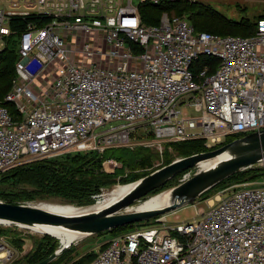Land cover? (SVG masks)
Segmentation results:
<instances>
[{"label": "built area", "instance_id": "built-area-1", "mask_svg": "<svg viewBox=\"0 0 264 264\" xmlns=\"http://www.w3.org/2000/svg\"><path fill=\"white\" fill-rule=\"evenodd\" d=\"M137 4L0 0V53L11 19L30 16L15 35V77L0 98V173L28 159L124 145L139 122L160 141L203 137L208 148L264 129V17L251 36L222 35L166 12L143 24ZM203 54L218 58L213 72L192 69ZM189 105L200 114L187 115ZM120 165L102 163L107 173ZM215 200L176 227L110 237L88 264H264V177ZM10 255L0 235V264Z\"/></svg>", "mask_w": 264, "mask_h": 264}, {"label": "rangeland", "instance_id": "rangeland-1", "mask_svg": "<svg viewBox=\"0 0 264 264\" xmlns=\"http://www.w3.org/2000/svg\"><path fill=\"white\" fill-rule=\"evenodd\" d=\"M134 4H137L139 0H131ZM155 1V0H151ZM159 1V0H158ZM201 2L204 5L210 6L212 9L218 11L222 16L231 19V20H242L247 19L250 22H255L257 17L264 14V0H191ZM183 111H186V114L189 116H198L200 112L196 111L193 105H189L186 108L183 107ZM196 130H200L197 128ZM129 141L124 145L120 146H111L118 147L116 149H108L105 153V156H115L121 159L122 162H126L127 160L138 157V155H148L143 162L140 164L139 162L134 165L133 168L131 162H127L130 165L125 163L124 166H121L117 169V176L115 178L114 184L103 186L107 188L103 193H92L90 196L95 201H97L98 197L102 196L104 199L110 200L114 197L125 194L130 188L132 181L128 183H121L125 180H131L143 173L151 172L156 168H159L166 164V158L170 160V162L176 158L184 157V154H179L178 149L175 148V145L172 143H182V142H164L158 140L154 133L150 130V126L142 123H135L130 130ZM153 135V136H152ZM198 138V137H194ZM204 140V145L206 146V138ZM223 142V141H222ZM221 142V143H222ZM219 143V144H221ZM216 147L220 145H215ZM214 147V146H212ZM215 147V148H216ZM206 148H208L206 146ZM107 149V148H106ZM105 149V150H106ZM87 151H96L103 152L97 149L90 150H82L81 152ZM66 153V152H64ZM64 153H58L54 155H49L41 158H54L63 155ZM29 160H25V162H29ZM217 161H205L196 166H193L189 169H186L182 172H178L177 175H174L167 183L162 187L158 188L156 192L151 191L146 194L145 197L140 198L137 201L133 202V207H142L149 205L156 201L158 197H161L164 194H168L169 187L175 185L179 182V180L183 176L192 175L193 173L203 170L206 167L216 163ZM22 163V164H23ZM258 163V162H257ZM252 165L253 167H248L243 170H240L239 173L233 177L223 179L214 186L210 187L203 193H201L192 203H186L174 210L167 211L162 214H157L147 219H142L136 221V225L134 228H146L151 226H172L176 227L179 224L184 222L192 221L194 218H198V212H202L204 209L207 210L209 205L216 201V195L222 193L223 191H230L236 187L245 184L257 183L262 180L264 177V168H262L258 164ZM128 167H130L128 169ZM128 169V170H126ZM249 169V170H248ZM253 169V170H252ZM256 169H260L263 172L261 175H257L256 177L250 178L255 172ZM262 169V170H261ZM102 170L106 172L103 167ZM251 170V171H250ZM127 172V176L124 173ZM5 172L0 173V200L12 202V203H21V202H29L32 204L42 205L44 207H49L53 209H68L73 208L74 206H88L91 204H83L79 205L76 203H69L61 200L59 197L55 198H47V199H39L36 194L33 192L37 191L34 187L29 184L12 182L11 180L1 181L2 175ZM107 173V172H106ZM126 177H124V176ZM134 181V180H133ZM102 187V188H103ZM101 189V188H100ZM110 190V191H109ZM94 205V204H92ZM164 216V220H161L160 217ZM42 229V230H41ZM37 229L35 227L30 226V229L23 228H14L10 226L0 225V235L3 236L7 245L11 249V255L5 261L4 264H30L33 262L38 256H35L37 253L42 254L45 251L52 250L55 251L62 247L65 243V240L74 239L69 244L66 245L62 250V255L59 254L51 261L46 264H69L75 259L81 257L85 253L89 251H96L100 248L113 234L111 232H101L94 233L90 235H75L68 236L66 232L57 231L56 229L51 227L52 231H44L49 230L47 228ZM59 233H55V232ZM53 232L58 235V237L54 236L51 233ZM172 235L177 236L176 231L171 232ZM46 235L53 237L57 241V246L54 245V240L52 238L45 237ZM77 237V238H76ZM70 246V247H69ZM56 247V248H55ZM69 247V248H68ZM68 248V249H67ZM52 251V252H53ZM51 254V253H50ZM49 254V255H50ZM46 258V257H45ZM58 258L57 261L55 259ZM44 259V258H43ZM42 260V259H41ZM39 260V261H41ZM38 261V262H39ZM59 261V262H58ZM37 263V262H36ZM34 263V264H36Z\"/></svg>", "mask_w": 264, "mask_h": 264}, {"label": "trees", "instance_id": "trees-1", "mask_svg": "<svg viewBox=\"0 0 264 264\" xmlns=\"http://www.w3.org/2000/svg\"><path fill=\"white\" fill-rule=\"evenodd\" d=\"M137 8L141 18V22L146 25H157L160 21L161 15L166 12L168 14H175L185 17L192 24L196 31H207L222 35L233 34L244 37L251 36L255 31L256 21L250 22L247 19L238 21L228 19L222 16L218 11L212 9L210 6L204 5L203 3L197 1L159 0L157 3H155L151 0H144L137 4ZM260 17H264V14L258 16L257 19ZM29 18L30 16H27V18L13 17L11 19L13 34H11L4 49L0 53V98H3V96L10 90L12 79L15 77L14 67L17 60L15 35L25 28L26 22ZM135 49L137 52H140L141 50V48ZM218 61V58L214 56L204 54L199 55V57L194 60L192 69L197 71L204 65H209L210 72H213L218 65ZM244 134L245 133L227 134L224 141L221 144L217 145L225 144L235 138L243 136ZM203 139V137L189 138L181 141H175L182 143H172V145H175V148L178 149L179 154L183 153L184 156H189L191 154L199 153L216 147L214 146L211 148H206ZM116 148L118 147H112L108 149ZM108 149L104 150L101 153L96 151H72L66 152L63 155L54 158H34L29 160V162L23 164L19 163L12 168L4 171L5 173L2 175L1 181L11 180L12 182H16L17 184H29L34 187L35 190H37L36 192L34 191L33 194H36L39 199L59 197L65 202L76 203L79 205H83L86 203V205L102 203L106 200L102 196L103 194L98 197L97 201H95V199L93 200L90 195L92 193L98 194L99 191V193H103L107 189L103 186L114 184L115 178L119 176L116 172L117 170L113 173L104 172L102 170L103 161L107 158L112 157L121 162L122 166H124L127 162H131L132 166L130 167L133 168L134 165H136L138 162L141 164L143 160L148 156L138 155V157L134 160L133 158H131L126 162H122L118 157L105 156V153ZM169 162L170 160L166 158V164H168ZM127 165L130 164L127 163ZM130 167H128V169ZM148 173L150 172L143 173L131 180H125L121 183H128L129 181L136 180ZM238 173L236 172L226 177L225 179L233 177ZM253 173L254 174L250 178L256 177L259 174L261 175L263 172H261L260 169H256V171H253ZM124 175L127 176V172L124 173ZM157 190L158 188L154 189L153 191L156 192ZM135 225L136 222H133L105 231L111 232L113 234L112 236H114L121 232H126L134 229ZM48 233H51L54 236L58 237V235L53 232ZM45 237L52 238L54 240V245L57 246V241L53 237H50L48 235H46ZM106 242L100 248H103L106 245ZM53 250L54 248H52V250L50 249L48 251H45L42 254L37 253L35 256H38V258H36L30 264H34L39 260L47 257L50 253H52ZM62 252L60 253L61 255ZM95 255L96 251H89L81 257L70 262L69 264H88L93 260ZM57 260L58 258L55 259V261Z\"/></svg>", "mask_w": 264, "mask_h": 264}, {"label": "water", "instance_id": "water-1", "mask_svg": "<svg viewBox=\"0 0 264 264\" xmlns=\"http://www.w3.org/2000/svg\"><path fill=\"white\" fill-rule=\"evenodd\" d=\"M225 151H229L230 155L206 169L183 176L178 183L169 187V200L166 205L133 211L123 210L135 200L166 184L178 172L189 169L199 161L218 156ZM262 160H264V129L247 133L213 149L176 158L132 181L135 184L124 195L98 211L66 215L29 202L12 203L0 200V222H13L26 226L62 225L68 229L90 235L147 219L174 210L186 203H192L201 193L221 180ZM60 251L61 249H56L36 264L48 263Z\"/></svg>", "mask_w": 264, "mask_h": 264}, {"label": "bare ground", "instance_id": "bare-ground-1", "mask_svg": "<svg viewBox=\"0 0 264 264\" xmlns=\"http://www.w3.org/2000/svg\"><path fill=\"white\" fill-rule=\"evenodd\" d=\"M228 155H230V152L229 151H225L224 153H222V154H220L218 156L211 157V158H207V159H203V160L199 161L196 165H198V164H200L202 162H205V161H210V160L218 161V160H220V159H222V158H224V157H226ZM212 165H210V166H212ZM210 166H208V167H210ZM208 167H206V168H208ZM134 184L135 183L131 184L130 186L132 187ZM169 189H167L168 190V194L167 195L164 194L161 197H158L155 202H153V203H151L149 205L142 206V207H140V206L139 207H133V203H132L131 205H129L126 208H124L123 210L124 211H133V210H141V209H150V208L162 207V206L166 205L167 202H168V200H169ZM121 196L122 195L117 196V197H114V198H112L110 200L104 201L102 203L94 204V205L91 204V205H88V206H74L73 208H68V209H53V208H49V207H44L42 205L41 206L44 207V208H46V209H48V210H50V211H53V212H57V213H61V214H66V215H74V214H79V213H87V212H92V211H98V210H100L102 208L107 207L112 202H114L117 199H119ZM143 197H145V196H143ZM143 197H141V198H143ZM139 199H137V200H139ZM137 200H135V201H137ZM32 227H35L37 229H41V228H47V229H49V230H44V231H52L51 230V227H52V228L56 229L57 231H60V232L64 231V232H66L68 236H75V235H77V236L82 235L83 236V235H88L87 233H83V232H79V231H75V230L68 229V228H66V227H64L62 225H48V224L47 225H45V224L40 225V224H38V225H33ZM53 232H55V231H53ZM55 233H57V232H55ZM57 234H59V233H57ZM74 239L65 240L64 245L62 247H60L59 249H61V251H62L66 247V245L69 244Z\"/></svg>", "mask_w": 264, "mask_h": 264}, {"label": "crops", "instance_id": "crops-1", "mask_svg": "<svg viewBox=\"0 0 264 264\" xmlns=\"http://www.w3.org/2000/svg\"><path fill=\"white\" fill-rule=\"evenodd\" d=\"M108 148H110V147H108ZM107 148V149H108ZM112 158V157H111ZM108 159V158H107ZM114 159V158H113ZM119 162V161H118ZM119 163H121V162H119ZM122 165H120V166H118L117 168H115V171L119 168V167H121ZM126 170H128V169H126ZM129 171V170H128ZM126 172V171H125ZM108 173H110V172H108Z\"/></svg>", "mask_w": 264, "mask_h": 264}]
</instances>
